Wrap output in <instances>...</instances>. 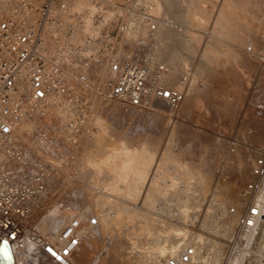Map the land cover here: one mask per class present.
I'll use <instances>...</instances> for the list:
<instances>
[{
  "label": "rangeland",
  "instance_id": "rangeland-1",
  "mask_svg": "<svg viewBox=\"0 0 264 264\" xmlns=\"http://www.w3.org/2000/svg\"><path fill=\"white\" fill-rule=\"evenodd\" d=\"M88 1L91 3V0ZM174 2L175 4L180 2L179 5L182 8V13L186 18V21L184 22L185 24H183L182 28L179 27V30L182 29L188 32L187 35L190 38H188V43L185 45V48L187 46L188 47L186 49L184 48L186 52L182 51L183 49L180 52L178 50V53L177 51L174 52V55L177 54L178 56L176 55L174 56L173 60L171 59L168 61L167 64H171V69H174L172 64L176 66L175 60L182 66L180 67V65H178L179 67H175L176 70H171L173 75L176 71V74L174 75L175 77L167 76V80L165 79L167 82H165L168 86L173 87L174 85V87H176L178 85L177 88L181 89L183 84H181L179 79V73L188 67L190 73L192 74L188 82L184 85V91L186 90L184 101L176 110L169 108L161 102L153 104L152 108L148 110L137 108L130 110L132 107L125 108L120 102L119 104L115 103L116 101L106 102L98 98V103L95 102L97 104H94L96 109L90 107L91 110L93 109V114L96 115L93 118L94 122H92V120L88 124H92V133L91 135H81V137H76V134L70 129L64 130V123L63 120H61L64 114L61 113L63 115L57 118L58 112L59 116L61 111H58L59 109H57L56 106L53 107L54 112L52 109L46 116L36 119V122L38 119L41 120L40 122L45 121L47 123L46 126L51 128H48V131L51 134L50 136H54V141H57L56 144H58V149L57 147L56 149L58 151H56V154L53 156H51V152L49 151L50 153L48 152L49 154L47 153L48 156H46L48 157L47 159L50 158L49 155L51 158L53 157L52 159L50 158V161L52 162L54 160V163H52L56 165L58 170L61 169L59 172L56 170L55 173L51 170L52 175H50L48 179L47 188L43 194V201L41 202L42 206L40 207L41 210H39L38 214L35 216V218H33L35 220L34 223L37 231V233H34L35 236L37 235V238L39 234L47 236L57 235L58 232L64 227L63 225H65L74 216L81 217L82 220L84 219V223L86 222L85 218L87 219L91 215L99 217V213L101 212L98 211L95 208L94 203H92V199L94 200V196L92 195L97 189H95L96 186H94L95 182L90 169L92 168L90 167V162L92 161V158L94 159V157L91 155L94 154L92 152H94L99 147V141L105 138L108 140L110 137L113 141L125 140L128 144L134 145L136 147L144 146L145 149L147 148V150L151 151V154H153V158L148 163L146 168V177L137 187L135 199L132 200L130 197L128 198L129 200L125 199L126 194L124 195L125 192L123 190H129L128 187L130 186V184L126 185V183L123 184L125 187L127 186L125 189L121 185V189L124 192L123 194L122 191H120L121 189H119L120 192L117 191L118 194L117 192L113 194V196H116L115 198H118V200L116 199L117 208L118 206L119 208L123 207V203L124 206H131V203L136 207H140L142 205V201L139 198L141 194H143L141 196L143 200L144 195L146 194L145 188L149 182V178H151L150 176H152L150 172L154 171L151 169H154L155 166L161 162L160 158L165 154H167L169 158H172V161H174L176 164L179 163L177 165H187L186 167L193 170L196 175L193 180H188L193 181L192 183L183 181L184 179L182 180L181 178L177 180L175 179L177 183L175 184L176 188L174 189L176 190L171 188L170 191H168V196L166 197L168 200L165 197H156L153 205L147 206L146 208L148 209H145L153 217V223H156V226L158 223H162L161 225L158 224L161 226L160 230H156V228H154L155 232L153 230V239H160L161 241H158L159 245L163 243V240H165L168 248H163L161 250L162 252H160L159 249H155L156 251L154 250V253L151 251L148 254L145 253L144 249L138 248L137 250H134V252L136 251L134 254L133 250L130 248V239L128 240V237L132 234H130V230H126L121 227L122 230L124 229L123 231L121 230V234L123 233L122 237L123 239L127 238V240L120 244V246L119 243L116 242V247H122L118 248V250L115 247V251L112 253V256H114L113 254H116L118 258L117 261L112 264H154V261L160 260L161 256L162 258L167 257L172 251L180 246V240L177 239L179 232L175 231V227H178L179 223H181L185 219V216L188 215L200 213L199 216H196L197 220L193 221L196 223V226H198L199 229L203 230H209L203 228L201 225L203 213H212L213 215H216L211 221L212 225L221 223V225L225 228H231L235 225L237 218L244 208L242 188L250 178V169L255 148L264 145V0H175ZM227 9L230 13L227 12ZM237 9L240 10L238 13ZM225 10L226 15H223ZM232 12L233 14L236 13L237 15L234 14V16L231 14ZM160 13L161 12L154 14L157 18L159 17L163 19L166 14H164L165 12L162 14ZM239 13H241V15H239ZM228 14L230 16L232 15L230 18L233 20L227 18L229 17L227 16ZM213 19L216 21V23ZM218 22H220L219 25H215L218 24ZM235 22L239 23L237 24ZM229 32L232 37L230 36ZM192 44L195 45V49ZM158 45L162 46L160 44ZM188 49L190 50L189 52L187 51ZM202 52L205 54H201ZM180 53L184 54L181 55ZM187 54H189L192 59L194 58L193 62L192 59H188L190 56H187ZM184 56L185 58L187 56V58L184 59ZM197 59L198 62L199 59L208 62V66L206 67L207 69H203L205 72H202V68L197 65L199 64ZM188 64H191V68ZM96 71L99 70L96 69ZM95 73L96 75L99 74V72ZM103 76L97 75L96 79L100 77L99 79L101 80L99 82H101L103 80ZM174 81L175 83L177 81L179 82L174 84ZM56 109L57 114H55ZM98 119H100L102 123L106 125V132L103 134L101 133L102 136L98 132L99 126L94 124ZM24 122L27 124L26 126H31L30 123H26L27 121L24 120ZM33 123L35 124V121H33L31 124ZM55 134L57 136H55ZM50 141H53L52 137L49 138V142ZM54 141L49 143L51 144V147L56 146ZM91 144H94L95 148ZM59 149L61 151H59ZM62 149H64L63 151L65 153L62 151ZM59 152H62V155H60L61 153ZM169 153H171V155ZM87 154L88 157L90 156L91 161L86 156ZM83 158L85 161H83ZM86 159L89 160L88 163L86 162ZM55 162L58 164H55ZM84 162L85 167L83 168L82 165ZM86 163L90 164L89 167H86ZM62 164L65 166L62 167ZM59 166L61 167L59 168ZM142 184H146L145 188H143L144 185ZM190 184L191 187L186 192L184 190L183 192L178 189V187H183L182 189H184ZM140 189L142 193H140ZM69 190L78 191L80 193L82 204L78 209L66 205L65 199L69 196L67 195ZM176 191L177 193L180 192V194H176ZM65 194L67 195L66 198ZM175 196L177 197L175 198ZM179 196H181V198ZM186 196L189 197L187 198ZM184 197L187 199L185 200ZM181 199L185 201H182ZM126 202H128L127 205ZM107 205L104 207L106 210L110 208L111 204L109 203ZM112 205H114V203ZM68 209L70 211L67 215L65 214V211ZM59 211L60 213H64L62 216L64 221L61 218H55L53 227L62 223L61 225H58L61 227H54L55 230H58V232L56 231V233L53 235L50 234V232L48 233L45 228L44 230L43 226L38 228V226L41 225L39 220H42L46 213H52V215H56V213H59ZM225 216H227V219H225ZM173 223H175V227L170 225ZM96 225L98 224L96 223L95 225H87V231H90L86 232L87 236L85 234L84 237H89L90 232L92 233V230L95 229L97 233V241L94 238H92L93 240L91 239V241H93L92 248L82 244L79 245V248L77 249L78 254L75 256L76 264H108L102 262V258L107 252L105 245L111 244V241L114 239L113 237H115L114 235L117 233L115 234L114 232L116 231H114V228H111L114 234L111 233L108 235H101L102 233L98 229L99 226L97 227ZM261 225L264 232V220ZM114 226L117 227V225ZM167 226L170 227L169 233L167 230H164V227ZM164 231H167L166 233H168V235H166ZM109 235H111L112 238H110L111 236ZM33 238L34 242L31 243L33 246L29 249V253H24L27 264H55L52 263L50 259L48 261L47 257L42 254L41 249H38L41 246L40 240L35 239V237ZM142 239H146V237H144L141 233L136 236V241H138L139 244H141ZM262 239L264 240V234L259 238V242ZM106 240L108 241L106 242ZM167 241L170 243H167ZM105 242L106 244H104ZM175 243H178L175 249H172L173 247L170 248ZM155 244L157 245V243ZM261 246L264 247V242H262ZM150 247L152 248V245ZM79 249L81 250L79 251ZM148 250L147 252L150 251ZM83 251H87L89 254H86ZM120 253H125L126 255H124L126 257L121 256L122 254L120 255ZM157 253H159V255ZM39 256H43L44 260H39ZM128 257L130 259L129 262V259H127ZM45 259H47V261Z\"/></svg>",
  "mask_w": 264,
  "mask_h": 264
},
{
  "label": "built area",
  "instance_id": "built-area-1",
  "mask_svg": "<svg viewBox=\"0 0 264 264\" xmlns=\"http://www.w3.org/2000/svg\"><path fill=\"white\" fill-rule=\"evenodd\" d=\"M12 1L10 14L0 8V152L23 170L14 176L0 161V244L7 240L14 263L27 264L23 250L29 232L37 233L33 218L41 210L52 162L15 145L18 123L49 103L63 105L70 112L65 124L77 137L92 128L94 95L125 108L148 110L163 102L176 110L184 93L165 82L169 67L159 58L165 47L158 45L153 1L91 0V10L81 14L90 17V31L78 15L65 20L68 0ZM161 23L179 29L170 20ZM99 68L106 71L100 86L94 73ZM190 76L182 70L181 81ZM250 176L242 188L244 212L224 244L212 246L213 231L188 221L183 226L191 234L209 239L205 245L181 244L165 264H264V240L257 238L264 220V145L255 148ZM85 221L74 216L57 235L39 234L42 251L58 264H75L73 254L97 217Z\"/></svg>",
  "mask_w": 264,
  "mask_h": 264
},
{
  "label": "bare ground",
  "instance_id": "bare-ground-1",
  "mask_svg": "<svg viewBox=\"0 0 264 264\" xmlns=\"http://www.w3.org/2000/svg\"><path fill=\"white\" fill-rule=\"evenodd\" d=\"M69 1V6H70V13H69V15L71 14V15H73V14H75V15H78L81 19H83L84 21H85V23H86V27H87V29H86V31H90V26H89V24H90V22H91V19H90V17H88V16H83V15H81L86 9H90L91 10V8H92V3H90L88 0H68ZM151 1H153V3H154V13L155 14H158L159 12H161L160 14H162V13H164V14H166L164 17H163V19H161V21L163 22V21H166V22H168V20H170V21H172L173 23L175 22L177 25H178V28L179 27H183V24H185L184 22L186 21V18H185V16L183 15V13H182V8L180 7V2H178V3H176L175 4V0H151ZM229 1V0H228ZM224 2V1H223ZM225 3V2H224ZM229 3V2H228ZM228 3H226V4H228ZM254 3V2H253ZM15 4V2L14 1H12V0H0V8L3 10V12L5 13V14H10L11 12H12V9H13V5ZM216 4V3H215ZM257 4V3H256ZM10 5V6H9ZM233 5H234V3H233ZM231 6V5H230ZM254 6V5H253ZM178 7V8H177ZM224 7V6H223ZM263 7H264V5H263ZM225 8V7H224ZM233 8H235V7H233ZM237 8V7H236ZM244 8H246V7H244ZM253 8V7H252ZM163 9V10H162ZM164 9H165V11H164ZM241 9V8H240ZM162 10V11H161ZM228 10V9H227ZM232 11V10H231ZM238 11H240V10H238L237 9V13H238ZM228 13H230L229 12V10L227 11ZM234 12H236V11H234ZM209 13V12H208ZM222 13V12H221ZM221 13H219V14H221ZM224 13V12H223ZM154 14V15H155ZM231 14H233V12L231 13ZM234 14H236V13H234ZM233 14V15H234ZM71 15L70 16H68V17H66L65 18V20L68 18L69 20H70V18H71ZM211 15V14H210ZM213 15V14H212ZM223 15H226V10H225V13L223 14ZM222 15V16H223ZM237 15V14H236ZM239 15H241V13H239ZM238 15V16H239ZM227 16H229V17H227ZM226 17L227 18H230L231 16L228 14ZM235 16V15H234ZM233 16V17H234ZM237 16V17H238ZM247 16V15H246ZM162 17V16H161ZM225 17V16H224ZM235 18V17H234ZM249 18V17H248ZM216 19V18H215ZM225 19V18H224ZM231 20H233L232 18H230ZM230 19H229V21H230ZM157 20H158V18H157ZM214 20V19H213ZM159 21V28H158V32H157V38L161 41V44L160 45H162V47L164 48L165 47V50L162 52V54H161V52L159 53V58H161V56H162V58H163V60L164 61H167V63H168V61L169 60H173V58H174V56H176V55H174V52H176L177 51V53H178V50H179V52L182 50V51H185L186 52V50H184V48H185V45L188 43V38H190L188 35H187V33L188 32H186L185 30H182V29H173V28H170V26H169V24L168 25H164V24H162L161 23V21L160 20H158ZM215 21V20H214ZM235 21V20H234ZM260 21H261V19H260ZM189 22V21H188ZM231 22V21H230ZM215 23H216V21H215ZM214 23V24H215ZM219 23L220 22H218V24H215V25H219ZM235 23H237V22H235ZM239 23V22H238ZM237 23V24H238ZM260 23V22H259ZM212 24V23H211ZM188 25V24H187ZM243 25V24H242ZM216 27V26H215ZM223 27V26H222ZM185 28V27H184ZM212 28V27H211ZM217 28V27H216ZM220 28V27H219ZM186 29V28H185ZM224 32V31H223ZM232 32V31H231ZM214 33V32H213ZM216 33V32H215ZM227 33V32H226ZM253 33V32H252ZM206 34V33H205ZM211 34V33H210ZM229 34H230V32H229ZM207 35H208V33H207ZM213 35V34H212ZM225 36V35H224ZM227 36H229V35H227ZM230 36H231V34H230ZM194 37V36H193ZM207 37V36H206ZM232 37V36H231ZM224 38V37H223ZM226 38V37H225ZM192 40H193V38H192ZM226 41V40H225ZM229 41V40H228ZM193 42H194V40H193ZM215 42V41H214ZM220 42V41H219ZM192 43V42H191ZM232 43V42H231ZM208 44V43H207ZM234 44V43H233ZM193 46H194V49H195V45H196V43H195V45L194 44H192ZM188 47V46H187ZM186 47V48H187ZM185 48V49H186ZM122 49V48H121ZM202 49V48H201ZM188 52L190 51L189 49L187 50ZM220 51V50H219ZM184 52V53H185ZM200 52V51H199ZM228 52V51H227ZM184 53H180L181 55H183ZM193 53V52H192ZM198 53V52H197ZM199 54V53H198ZM201 54H205L204 52H202ZM230 54V53H229ZM186 55V54H185ZM189 54H187V56H188ZM209 55V54H208ZM178 56V55H177ZM187 56H186V58H187ZM190 56V55H189ZM232 56V55H231ZM181 57V56H180ZM161 58V59H162ZM185 58V56H184V59H186ZM251 58V57H250ZM178 59V58H177ZM183 59V58H182ZM188 59H192V57L190 56V58L188 57ZM194 59V58H193ZM193 59H192V62H193ZM181 60V59H180ZM180 60H178V61H180ZM189 61V60H188ZM181 62V61H180ZM197 62H198V59H197ZM177 63H179V62H177L176 60H175V64H176V66H174V64H172V66L174 67V69L172 68L171 69V67H170V65L168 64V67H169V71H168V73H167V75H166V77H165V79L167 78V76L168 77H171V76H174L175 74H176V71H175V73H174V75H173V73H172V71L171 70H176V68L175 67H177L178 65H180V63L179 64H177ZM190 63V62H189ZM196 63V62H195ZM199 64H197V65H199L200 66V68H202V70L204 69H207L206 67L208 66V62H206L205 60H202V59H199V62H198ZM182 64V63H181ZM189 65V64H188ZM191 65V64H190ZM190 65H189V67H190ZM197 65H195V66H197ZM182 65H180V67H181ZM179 67V66H178ZM186 68V67H185ZM191 68V67H190ZM184 69V68H183ZM97 70H99V71H96V69H95V71H94V73L95 72H99V74H97V75H99V76H103V80L101 81V82H99L101 79H99V78H97L96 79V84L98 85V86H100L102 83L104 84V79H105V75H106V71L104 70V69H102V68H99V69H97ZM186 70H189V68L187 67L186 69H185V71ZM202 71V72H205V71ZM182 72V71H181ZM181 72L179 73V79H180V81H181ZM96 75V73H95V77L97 76ZM192 75V74H191ZM199 75V74H198ZM175 77V76H174ZM174 77H173V80H174ZM177 77H178V75H177ZM193 77V76H192ZM172 79V78H171ZM198 79V78H197ZM167 80V79H166ZM165 80V81H166ZM176 81V80H175ZM175 81H174V84H176L177 82H179V81H177L176 83H175ZM167 82V81H166ZM188 82V81H187ZM186 82V83H187ZM195 82V81H194ZM185 82H182L181 81V84H183V87L180 89V90H183V93H184V98H185V92H186V90L184 91V84H186ZM169 84V83H168ZM170 85V84H169ZM168 86V85H167ZM178 86V85H177ZM176 86V87H177ZM181 86V85H180ZM169 87H172V86H169ZM173 87H174V85H173ZM192 89V88H191ZM98 98H100V100H104V101H106V102H115L114 100H109V99H106V98H103V97H98V96H92V98H91V102H90V105H89V107H91V108H94V109H96L95 108V106H94V104H97L98 102L97 101H99V99ZM184 98H183V100L180 102V104H179V106L181 105V103L184 101ZM96 99V100H95ZM98 99V100H97ZM93 101H94V103H93ZM95 102H97V103H95ZM115 103H117V104H119V102H115ZM158 103V102H157ZM161 103H163V102H161ZM155 104V103H154ZM163 104H165V103H163ZM153 105V104H152ZM166 105V104H165ZM54 106H56L57 107V109H59L58 111H61L60 112V115L58 116V114H59V112H58V114H57V109L55 110L56 112H55V114H57V118L58 117H61V115H63L62 116V119L61 120H63V123H64V130H66V129H70L71 131H73V133H74V130H73V128L72 127H67L66 126V120L69 118V114H70V112H68V109L66 108V107H64L63 105H56V104H53V103H49V104H47V106L46 107H44L41 111H39V112H37L36 114H33V115H28V116H26L24 119H22L23 121H21V122H19L18 123V125H17V127H16V129H15V131H14V142H15V145L17 146V147H19V148H22V149H25V150H29V151H31L34 155H36V156H44V157H47L48 156V154L51 152V156H53V155H55L56 154V151H58L57 149H58V144H56V142L54 141V139H53V137L54 136H50L51 134H50V132L48 131L49 129H51V128H49L48 126H46L47 125V123L45 122V121H43V122H40L41 120H39L38 119V121L36 122V119L37 118H39V117H44V116H46L52 109H53V107ZM166 106H168V105H166ZM169 107V106H168ZM169 108H171V107H169ZM133 109H135V108H131L130 110H133ZM173 109V108H172ZM53 112H54V109H53ZM52 112V113H53ZM95 112V111H94ZM61 113H63V114H61ZM54 114V113H53ZM54 114V115H55ZM96 115L94 114V116L92 117V122H94V117H95ZM48 118V117H47ZM24 120L25 121H27L26 123H30V125L31 126H26L27 124H25V122H24ZM43 120V119H42ZM33 121H35V124L33 125V124H31ZM62 123V124H63ZM95 125L97 124L99 127H98V132L100 133V135H101V133L103 134L104 132H106L105 131V129H106V125H104V123H102V121L100 120V119H98V120H96V122L94 123ZM106 124V123H105ZM96 127V126H95ZM108 127V126H107ZM49 128V129H48ZM53 128V127H52ZM58 128V127H57ZM97 128V127H96ZM55 130V129H54ZM53 130V131H54ZM57 130V129H56ZM93 130H95V129H93ZM92 130V131H93ZM97 131V130H96ZM170 131V130H169ZM94 132V131H93ZM109 132V131H108ZM91 129L90 130H88V131H84V132H82V133H80V135H78V137H81V135H88V134H90L91 135ZM96 133V132H95ZM98 133V134H99ZM97 134V133H96ZM59 135V134H58ZM93 135V134H92ZM55 136H57L56 134H55ZM96 136V135H95ZM102 136V135H101ZM50 137H52V140L55 142L54 144L56 145V146H53V144H52V146L53 147H51V144H49V143H51V142H53V141H50L49 142V138ZM40 138L42 139V140H40ZM56 138V137H55ZM99 138V137H98ZM105 138V137H104ZM131 138V137H130ZM90 139V138H89ZM93 139V138H92ZM114 139V138H113ZM123 139V138H122ZM170 139V138H169ZM56 140V139H55ZM111 140V141H110ZM72 141V140H71ZM70 141V142H71ZM60 142V141H59ZM141 142V141H140ZM93 143V142H92ZM142 143V142H141ZM70 144V143H69ZM96 144V143H95ZM144 144V143H143ZM157 144V143H156ZM160 144V143H159ZM61 145V144H60ZM63 145V144H62ZM66 145H68V144H66ZM80 145V144H79ZM93 147H94V144H91ZM152 145V144H151ZM76 146V145H75ZM56 147H57V149H56ZM62 147V146H61ZM96 147H97V145H96ZM155 147V146H154ZM167 147V146H166ZM95 148V147H94ZM48 149H50V150H48ZM61 149V148H60ZM59 149V151H61ZM67 149V148H66ZM64 149H62V151H63ZM95 150V149H94ZM93 150V151H94ZM50 151V152H49ZM82 151V150H81ZM49 152V153H48ZM64 152V151H63ZM79 152V151H78ZM48 153V154H47ZM59 153H61L60 155H62V152H59ZM65 153V152H64ZM92 153H94V154H92L91 156L92 157H94V159L92 158V161L90 160V156L88 157V154L86 155L88 158H89V160L92 162H90V164H91V166L90 167H92V168H90L91 169V172H92V175H93V180H94V182H95V185L94 186H96V188L95 189H97V190H93L94 191V193H93V195L92 196H94V200L92 199V203H94V206H95V208L98 210V211H100L101 213H99L100 215H99V217L97 218L98 220H97V224L98 225H96L97 227L99 226V230L101 231V235H108V234H111V233H113V230L111 229V228H114V231H116V232H114L116 235H114L115 237H113L114 239L111 241V244H106V242L108 241V240H106V242L104 243V244H106L105 245V249H107V252H106V254L103 256V258H102V255H101V258H102V262H105V263H108V264H112V263H114L115 261H117V256H116V254H113L114 256H112V253H114V251H115V247L117 246V243H119V246H120V244H122V243H124L125 242V240H127V238H125V239H123V237H122V235H123V233L121 234V227H123L124 229H128V230H130V234H132L131 236H129L128 237V240L130 241V248H131V250H133V252H134V250H137L138 248L139 249H144L145 250V253H150L151 251H152V253H154L153 251L156 249H159L160 250V252H162L161 250L163 249V248H168L167 246V244L165 243V240H163V243H161L160 245L158 244V241L160 240V239H158L157 240V238H155V239H153L154 237H152V235H154V232H155V230H154V228H156V230L157 229H159L160 230V228H161V226H159V225H161V224H157V226H156V223H153V221H154V219H153V217L151 216V214L150 213H148V211H146L145 209H148V208H146L147 206H152L153 205V203L155 202V198L157 197H162V198H166L167 196H168V191H170V189L171 188H176L175 187V184L177 183V179H184L183 181H187L188 183L190 182V183H192L193 181H188V180H193L195 177H196V175H195V172H193V170H191V169H189L188 167H186V166H181V164H180V166L179 165H177V164H179V163H175L174 161H172V158H169V156L167 155V154H165V155H163L160 159H161V162H159L158 164H157V166H155V168L154 169H151L153 172H150V174H152V176H150L151 178H149V182H148V184H147V186H146V184L144 185V184H142V185H144V187L143 188H145V186H146V188H145V192H146V194L144 195V198H143V200H142V198H141V196L143 195V194H141V196H140V198L139 199H141V201H142V205L140 206V207H136V206H134V205H132V203H131V206H124V203L122 204V206L123 207H121V208H119V206H118V208H117V200H118V198H115L116 196L114 195L113 196V194H115L117 191H119V189H121V187L123 186L124 187V189L127 187H125V185H123V184H125L126 183V185H128V184H130V186L128 187L129 188V190H123L122 191V189L120 190V191H122V194L124 193V195L126 194V198L125 199H127V200H129L128 198L130 197V199H132V200H134L135 199V194L137 193L136 192V190H137V187H138V185L141 183V182H143V180L145 179V177H146V174H147V166H148V163L152 160V156H153V154H151V151H148L147 150V148L145 149V147L144 146H142V147H136V146H134V145H131V144H128L125 140H112V138L110 137V139L108 138V140L105 138V139H103V140H100L99 141V147L94 151V152H92ZM170 155H171V153H169ZM47 155V156H46ZM66 155V154H65ZM51 156L49 155V157L51 158ZM58 156V155H57ZM85 156V157H86ZM48 158V157H47ZM50 158H49V160H50ZM53 158V157H52ZM51 158V159H52ZM54 158H55V156H54ZM66 158V157H65ZM87 158V159H88ZM86 159V162L88 163V161L89 160H87ZM160 159H159V161H160ZM57 160H58V158H57ZM0 161L2 162V164L6 167V168H8L9 170H10V172L12 173V175H14V176H17L18 174H20L21 173V171L23 170L22 169V167L18 164V163H16L13 159H11L10 157H7V156H5L2 152H0ZM54 161V160H53ZM52 161V162H53ZM79 161V160H78ZM83 161H85V159L83 158ZM54 163V162H53ZM53 163H51V165H52V172L54 171V173H55V171L56 170H58V168L56 167V165H54ZM57 162H55V164H56ZM83 163V162H82ZM86 163V164H87ZM184 163V162H183ZM182 163V164H183ZM58 164V163H57ZM90 164H87V166L86 167H89V165ZM150 165V164H149ZM62 167L63 166H65V165H61ZM61 166H59V168L61 167ZM81 166V165H80ZM83 166V168L85 167V162H84V164L82 165ZM66 168V167H65ZM82 168V169H83ZM64 170V169H63ZM78 170V169H77ZM81 170V169H80ZM59 171H61V169L60 170H58V172ZM51 172V173H52ZM82 174V173H81ZM89 174V173H88ZM52 175V174H51ZM195 175V176H194ZM82 176V175H81ZM91 177V176H90ZM92 178V177H91ZM147 178H148V175H147ZM250 178H251V176H250ZM249 178V179H250ZM176 179V180H175ZM75 180V179H74ZM72 181V180H71ZM176 181V182H175ZM123 182V183H122ZM187 182H186V184H187ZM93 183V182H92ZM180 183V182H179ZM185 183V182H184ZM69 184V183H68ZM65 185V184H64ZM122 185V186H121ZM180 185V184H179ZM182 185H183V182H182ZM81 186V185H80ZM186 186V185H185ZM56 187V186H55ZM181 187V186H180ZM190 187H191V184L190 185H187L184 189H182L183 187H181V188H179L178 187V189H180V191H188L189 189H190ZM98 188H100V189H98ZM140 188V187H139ZM142 188V189H143ZM63 189V188H62ZM85 189V188H84ZM172 189V190H173ZM174 190H176V189H174ZM119 191V192H120ZM143 191V190H142ZM183 191V192H184ZM127 192V193H126ZM144 192V191H143ZM140 193H142L141 192V189H140ZM171 193V192H170ZM64 194V193H63ZM117 194H118V192H117ZM139 194V193H138ZM173 194H174V191H173ZM172 194V195H173ZM176 194H180V192L179 193H177V191H176ZM186 194V193H185ZM67 195H69L68 197H67ZM67 195L65 194V201H66V205H68V206H70V207H75L76 209H78L79 208V206H81V204H82V200L80 199V193L78 192V191H73V190H69V192L67 193ZM264 196V189H263V192L260 194V198H261V196ZM87 196V195H86ZM91 196V195H90ZM114 198H113V197ZM139 196V195H138ZM181 196L183 197V195L181 194ZM181 196H179L180 198H181ZM117 197H118V195H117ZM172 197V196H171ZM177 196H175V198H176ZM187 197V196H186ZM189 197V196H188ZM187 197V198H188ZM63 198V197H62ZM179 198V199H180ZM186 198V199H187ZM242 198H243V195H242ZM89 199V198H88ZM117 199V200H116ZM167 199V198H166ZM178 199V200H179ZM184 199H185V197H184ZM185 199V200H186ZM168 200V199H167ZM169 200H170V197H169ZM177 200V201H178ZM182 201H185V200H183V199H181ZM64 201V200H63ZM65 201H64V203H65ZM217 201V200H216ZM125 202V201H124ZM158 202V201H157ZM60 203V202H59ZM111 204V206H112V208H111V206H110V208L108 209V205L107 204ZM114 203V205H112ZM118 203H119V201H118ZM127 203L128 202H126V205H127ZM62 204V203H61ZM182 204V203H181ZM243 204H244V198H243ZM63 205V204H62ZM108 206L107 207V209L108 210H106V208L104 209V207L105 206ZM91 206V205H90ZM89 206V207H90ZM94 206H93V208H94ZM144 206V207H143ZM216 206V205H215ZM235 206V205H234ZM70 207H69V209H70ZM114 207V208H113ZM236 207V206H235ZM52 208V207H51ZM62 208V207H61ZM181 208V207H180ZM237 208V207H236ZM235 208V209H236ZM64 209V208H63ZM66 210L65 211V214H67L68 215V213H69V211L70 210ZM75 209V210H76ZM155 209V208H154ZM166 209V208H165ZM52 210V209H51ZM62 210V209H61ZM72 210V209H71ZM94 210V209H93ZM194 210V209H193ZM232 210V209H231ZM54 211V210H53ZM52 211V212H53ZM56 211V210H55ZM206 211H208V210H206ZM234 211V210H233ZM58 212V211H57ZM67 212V213H66ZM96 212V211H95ZM188 212V211H187ZM243 212H244V208L242 209V211H241V214L239 215V217L237 218V221H236V223H235V225L239 222V220H240V217H241V215L243 214ZM55 213V212H54ZM62 213V212H61ZM60 213V211H59V213H56V215L55 214H53L52 215V213H49V214H47L46 213V215L45 216H43V219L42 220H39V223H41V225H39L38 226V228H41V226H43V229L45 228L47 231H48V233L50 232V234H55L56 233V231L58 232V230H55V228L54 227H57L58 225H61V224H57V225H55L54 227H53V224H54V222H55V218L56 219H58V218H61L62 219V216H63V214L64 213H62L61 214ZM71 214H73L72 212H70ZM75 213V212H74ZM70 214V215H71ZM76 214V213H75ZM200 213H196L195 215H188V216H185V219L181 222V223H179V226L177 227H175V223H173V224H170V225H172L173 227H175V231H177V232H179V235L177 236V239H179L180 241H179V243H180V245L181 244H183V243H188L189 241H191V240H193V241H196V242H198V244H200V242L203 244V245H205L206 244V241L209 239V238H204V236L202 235V234H200V233H198V232H195V233H193V234H191V232H190V229H188V228H186L185 226H183V223L186 225V223L188 222V221H190L189 222V224L190 223H192V222H194L193 220V217H196L197 215H199ZM236 214V213H235ZM48 215V216H47ZM70 215H69V217H70ZM159 215H160V213H159ZM61 216V217H60ZM215 216L216 215H213L212 213H209V214H206V213H203V218H202V222H201V225L203 226V228H206V229H209V230H211V231H213V237L210 239L211 241H212V246H214V247H219V246H221L222 244H224V242H225V240L228 238V236H229V234H230V232L233 230V228L235 227V225L233 226V227H231V228H225L224 226H222L221 225V223L220 224H216V225H212L211 224V221L213 220V218H215ZM228 216V215H227ZM227 216H225V219H227ZM53 217H54V219H53ZM65 217H68V216H65ZM66 219V218H65ZM63 220V219H62ZM84 220V219H83ZM82 220V221H83ZM60 221V220H59ZM64 221V220H63ZM66 222V221H65ZM64 222V223H65ZM99 222V223H98ZM52 225V226H51ZM114 225H117V227L116 226H114ZM178 225V224H177ZM188 225V224H187ZM64 226V225H63ZM164 226V225H163ZM259 234H258V242H259V238L261 237V236H263V234H264V232H263V227H262V225H260L259 224ZM59 227H61V226H58V228ZM44 229V230H45ZM57 229V228H56ZM115 229H117V230H115ZM120 229V230H119ZM123 229V230H124ZM172 229V228H171ZM118 230H119V232H118ZM122 230V231H123ZM125 230V231H126ZM132 230V231H131ZM153 230H154V232H153ZM162 230H163V227H162ZM164 230H167L168 231V233H169V231H170V227H164ZM46 231V232H47ZM88 231H90V230H88ZM87 231V232H88ZM167 231H164V233H166ZM113 233V234H114ZM126 233H128V232H126ZM142 234L144 237H146V239H142L141 240V244H139V242L138 241H136V236L138 235V234ZM153 233V234H152ZM168 233H166V235H168ZM119 234V235H118ZM97 233H96V230L95 229H93L92 230V233L90 232V235H89V237H83L84 238V240H83V238H82V240H81V243L80 244H82V245H84V246H87V247H89L90 246V248H92L93 247V245H92V242L93 241H91V239L92 238H94L95 240L97 239ZM164 235V234H163ZM37 236V235H36ZM35 236V233L34 232H29V235H28V242H27V245H26V247L24 248V250H23V254L24 253H29V249L33 246L31 243H33L34 242V238L33 237H35V239H39V238H37ZM86 236H87V233H86ZM109 236H111V235H109ZM104 237V236H103ZM157 237V236H156ZM161 237V236H160ZM163 237V236H162ZM110 238H112V236L110 237ZM109 238V239H110ZM159 238V237H158ZM104 239V238H103ZM162 239V238H161ZM93 240V239H92ZM168 241H170L169 239H167ZM7 241V240H6ZM97 241V240H96ZM95 241V242H96ZM104 241V240H103ZM102 241V242H103ZM161 241V240H160ZM167 241V243H170V242H168ZM117 242V243H116ZM126 242H128V241H126ZM175 242V241H174ZM257 242V243H258ZM109 243V242H108ZM113 243V244H112ZM129 243V242H128ZM155 243H157V245L155 244ZM79 244V245H80ZM98 244V243H97ZM103 244V243H102ZM178 243H175V244H173L170 248H172V249H175V247H176V245H177ZM95 245V244H94ZM116 245V246H115ZM152 245V248L150 247V246ZM201 245V244H200ZM122 247V246H121ZM121 247H116L117 248V250H118V248H121ZM79 248V246L77 247V249ZM38 249H41V246H40V248H38ZM77 249L75 250V252H74V254H73V261L75 262V256H76V254H78L77 253ZM82 249V248H81ZM81 249H79V251L81 250ZM104 249V250H105ZM150 251H149V250ZM177 249V248H176ZM175 249V250H176ZM85 250V249H84ZM89 250V249H88ZM147 250L149 251V252H147ZM155 250V251H156ZM174 250V251H175ZM174 251H172L171 252V254L174 252ZM31 252V251H30ZM41 252H42V254L45 256V257H47V259H48V261H49V259L52 261V263H55V264H58V263H56V262H54L48 255H46L43 251H42V249H41ZM83 252H85L86 254L88 253L87 251H83ZM91 252V251H90ZM102 252V251H101ZM117 252V251H116ZM120 252V251H119ZM122 252V251H121ZM131 252V251H130ZM143 252V251H142ZM158 252V251H157ZM129 253V252H128ZM136 253V251L134 252V254ZM144 253V252H143ZM144 253V254H145ZM156 253V252H155ZM79 254H80V252H79ZM83 254V253H82ZM89 254V253H88ZM122 253H120V255H121ZM125 253H123L121 256H124V257H126L125 255H124ZM131 254V253H130ZM141 254V253H140ZM143 254V255H144ZM158 255H159V253H157ZM171 254H169V255H171ZM83 255H85V254H83ZM129 255V254H128ZM150 255V254H149ZM87 256V255H86ZM86 256H84V257H86ZM116 256V257H115ZM151 256V255H150ZM39 258V260L41 259V260H44V257L43 256H39L38 257ZM116 260H115V259ZM121 258V257H120ZM132 258V257H131ZM160 258V257H159ZM158 258V259H159ZM47 259H45L46 261H47ZM89 259V258H88ZM100 259V258H99ZM127 259H129V257L127 258ZM150 259V258H149ZM162 259V260H161ZM166 259H167V257H163L162 258V256H161V258H160V260H155L154 261V264H165V262H166ZM87 260V259H86ZM135 260V259H134ZM140 260V259H139ZM50 261V262H51ZM118 261H120V260H118ZM130 261V259L128 260V262ZM141 262V261H140ZM126 263V262H125ZM75 264H76V262H75ZM136 264V263H135ZM153 264V263H152ZM249 264H252V263H249Z\"/></svg>",
  "mask_w": 264,
  "mask_h": 264
},
{
  "label": "water",
  "instance_id": "water-1",
  "mask_svg": "<svg viewBox=\"0 0 264 264\" xmlns=\"http://www.w3.org/2000/svg\"><path fill=\"white\" fill-rule=\"evenodd\" d=\"M0 264H15L11 248L6 240L0 244Z\"/></svg>",
  "mask_w": 264,
  "mask_h": 264
}]
</instances>
